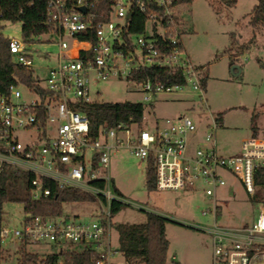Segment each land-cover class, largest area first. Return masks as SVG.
Instances as JSON below:
<instances>
[{"label": "built area", "instance_id": "2783aa9c", "mask_svg": "<svg viewBox=\"0 0 264 264\" xmlns=\"http://www.w3.org/2000/svg\"><path fill=\"white\" fill-rule=\"evenodd\" d=\"M45 1L51 30L21 39L7 37L14 60L28 68L34 66V45L45 37L55 42L59 52L48 68L45 94L29 88L37 97L23 99L19 84L0 92V172L13 167L34 174L29 188L32 199L51 194L46 179L61 189H79L95 199L100 212L92 222L24 212L16 225L7 221L3 209L0 264H19L23 245L27 250L29 246L51 248L47 253L91 249L95 264H125L117 259L122 254L111 237L112 202L125 203L124 196L115 192L110 174L112 154L121 149L147 164L153 161L157 190L202 189L207 199L202 215L210 218L211 225L188 226L208 233L212 264H264V203L258 204L251 226L217 224L218 189L227 184L224 172L235 174L250 197L255 193V173L264 165V129L245 138L239 153L226 156L217 148L214 119L201 140L198 123L186 114L156 121L152 130H145L144 123L142 127L134 122L102 125L94 136L89 117L78 109L95 101L89 88L92 76L135 81L146 101L158 94L189 91L205 102L206 68L193 63L182 42L178 9L187 1L110 0L107 13L102 0ZM136 13L145 18L142 32L132 31ZM151 68L170 69L174 80L160 72L142 80L133 78ZM26 130L36 131L37 136L23 143L19 133Z\"/></svg>", "mask_w": 264, "mask_h": 264}, {"label": "rangeland", "instance_id": "374dc122", "mask_svg": "<svg viewBox=\"0 0 264 264\" xmlns=\"http://www.w3.org/2000/svg\"><path fill=\"white\" fill-rule=\"evenodd\" d=\"M224 2L192 0L178 9L183 45L193 63L206 68L205 102L189 91L158 94L146 101L141 85L125 77L97 79L92 76L89 82L91 98L142 103L145 130H152L156 121L179 114L190 116L203 130L214 119L219 133L218 147L225 154L234 152L242 137L253 136L255 130L264 129V25L253 27L249 23L257 0H237L233 6ZM2 32L6 37L21 39L22 23L5 22ZM45 38L34 45L32 53L35 76L42 87L47 85L48 68L55 64L59 52L55 42ZM233 65L242 69L240 75L232 73ZM20 89L23 99L37 97L28 87L20 85ZM19 136L23 143H28L34 140L37 132L26 130ZM110 174L127 203L113 217L112 223L141 222L146 219L147 212H154L167 219L166 233L170 243L167 264H212L208 233L188 226L211 225L210 218L202 215L207 199L200 187L193 191L149 190L146 161L135 157L128 149L112 154ZM223 174L227 184L218 189L221 203L217 224L232 228L251 226L258 216L259 203L251 200L235 174ZM3 208L7 221L19 224L24 214L23 205L10 201ZM99 212L95 202L65 203L61 219L92 222L98 219ZM111 237L113 246H117L118 233L113 225ZM28 251L43 254L52 249L29 246ZM117 259L124 260L120 254Z\"/></svg>", "mask_w": 264, "mask_h": 264}, {"label": "trees", "instance_id": "16d2710c", "mask_svg": "<svg viewBox=\"0 0 264 264\" xmlns=\"http://www.w3.org/2000/svg\"><path fill=\"white\" fill-rule=\"evenodd\" d=\"M191 2L192 0H186ZM227 6H233L237 0H224ZM105 11L109 10L110 0H102ZM45 0H0V92L7 93L12 84L23 85L37 89L45 94L40 80L35 76L33 68H28L14 60L8 45L7 37L2 28L5 22H21L25 37L38 35L52 29L46 20ZM132 31L142 32L145 18L141 14H134ZM249 23L255 27L264 25V0H257L250 12ZM183 33V28H182ZM245 48V47H244ZM229 50V49H228ZM233 50V47L230 49ZM232 56V57H236ZM160 72L162 77H169L173 81L174 75L168 68H151L138 72L133 78L137 80L152 77ZM180 80V79H179ZM183 81V78L182 80ZM90 119L92 135H97L100 126L115 127L118 124L134 122L138 127L144 123V105L140 102L120 101L105 102L95 100L78 107ZM34 174L23 172L13 167H5L0 172V223L3 220V207L7 202H18L23 205L24 212L31 215L59 217L63 214L65 203L95 202L86 192L68 187L61 189L53 180H45V187L51 194L41 199H32L29 194L30 181ZM155 166L151 160L147 164V188L156 189ZM256 190L251 200L264 203V165L255 173ZM116 193H123L113 184ZM127 206V203L113 201L111 215L114 217ZM146 219L141 222H113V228L118 233L116 249L122 254L125 264H167L169 257V239L166 236L167 219L153 212L146 213ZM0 252V262H1ZM19 264H95L96 253L91 249L70 248L62 252L46 254L31 253L25 245L19 250Z\"/></svg>", "mask_w": 264, "mask_h": 264}, {"label": "crops", "instance_id": "0c3cea01", "mask_svg": "<svg viewBox=\"0 0 264 264\" xmlns=\"http://www.w3.org/2000/svg\"><path fill=\"white\" fill-rule=\"evenodd\" d=\"M235 71H237V70L235 69ZM206 77H207V75H206ZM205 82H206V84H207V81H205ZM223 120H224V119H223ZM221 121H222V119H221ZM224 122H225V120H224ZM222 123H223V122H222ZM223 126H226V125L223 124ZM226 127H227V126H226ZM260 132H261V131H257V130H255L253 133H254V135H255V134H258V133H260ZM204 133H205V130L199 128V131H198V134H197L198 140H201V139L203 138ZM218 136H219V133H217V131H216V134H215L216 142H217V138H218ZM245 138H248V136H244V137H242V138H241V143H242V141H243ZM217 148H218V150H219V152H220L221 154L226 155V156H231V155H235V154H237V153L240 152V150H241V144L239 145V147H238L234 152H230V153H228V154H225V152H223V151L221 150V148L218 147V145H217ZM113 182H114V185H115V186L121 191V189L116 185L115 180H114ZM121 192H122V191H121ZM166 236H167V233H166ZM167 238H168V237H167ZM173 257L175 258V256H173Z\"/></svg>", "mask_w": 264, "mask_h": 264}, {"label": "water", "instance_id": "95a60500", "mask_svg": "<svg viewBox=\"0 0 264 264\" xmlns=\"http://www.w3.org/2000/svg\"><path fill=\"white\" fill-rule=\"evenodd\" d=\"M128 17H130V14L128 15ZM235 69L237 71H235ZM232 73H234L235 75H240L242 72V69L238 66V65H233L231 68Z\"/></svg>", "mask_w": 264, "mask_h": 264}]
</instances>
